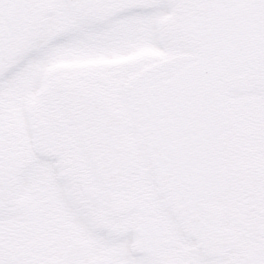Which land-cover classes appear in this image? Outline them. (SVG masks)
I'll return each instance as SVG.
<instances>
[{"label":"snow or ice","instance_id":"1","mask_svg":"<svg viewBox=\"0 0 264 264\" xmlns=\"http://www.w3.org/2000/svg\"><path fill=\"white\" fill-rule=\"evenodd\" d=\"M0 264H264V0H0Z\"/></svg>","mask_w":264,"mask_h":264}]
</instances>
